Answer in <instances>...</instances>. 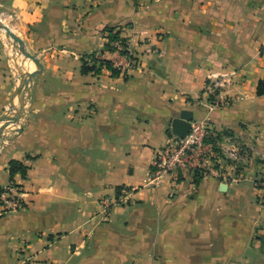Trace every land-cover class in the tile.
Instances as JSON below:
<instances>
[{
  "label": "crops",
  "instance_id": "crops-1",
  "mask_svg": "<svg viewBox=\"0 0 264 264\" xmlns=\"http://www.w3.org/2000/svg\"><path fill=\"white\" fill-rule=\"evenodd\" d=\"M0 5L17 13L25 46L43 64L22 130L0 150V189L15 182L28 204L0 208V264H264V0ZM108 27L137 64L119 56V74L83 73L84 57L113 54ZM29 59L19 64L0 40V115L23 89L25 66L39 69ZM215 79L224 80L217 94ZM186 109L245 147L248 163L236 171L222 161L227 179L149 184L156 152ZM11 160L26 176L12 178ZM106 194L124 196L109 214Z\"/></svg>",
  "mask_w": 264,
  "mask_h": 264
},
{
  "label": "built area",
  "instance_id": "built-area-1",
  "mask_svg": "<svg viewBox=\"0 0 264 264\" xmlns=\"http://www.w3.org/2000/svg\"><path fill=\"white\" fill-rule=\"evenodd\" d=\"M115 45L113 53H122L128 58L127 68L137 63L133 55L132 45L121 37L112 42ZM100 58H104L100 54ZM113 66L120 69L122 65L117 60H111ZM224 80L217 79L214 87L222 85ZM210 88L213 91V86ZM209 136L216 137L218 133L205 122H192L191 129L185 137L172 135L170 141L158 149L153 160L152 169L149 172L148 183L159 185L163 177L170 176L173 183H179L183 179H195L196 171L201 175L213 174L228 178L222 170V161L231 164L236 171L248 163L250 153L242 145L236 143L229 135H221L216 142L208 141ZM261 187L264 188V175L260 179ZM121 195L126 188H121ZM120 196L119 198H123ZM118 196L106 194L101 198L106 214H109L114 203L119 201ZM121 200V199H120ZM24 198V190L20 185L11 182L8 186L0 189V208L3 213L15 211L27 206Z\"/></svg>",
  "mask_w": 264,
  "mask_h": 264
},
{
  "label": "rangeland",
  "instance_id": "rangeland-1",
  "mask_svg": "<svg viewBox=\"0 0 264 264\" xmlns=\"http://www.w3.org/2000/svg\"><path fill=\"white\" fill-rule=\"evenodd\" d=\"M17 18H18V15L15 11L4 10L2 6L0 5V40L3 42L4 46L6 47V50H8L10 54L11 53L15 54L19 58V60H21L19 62L20 64L22 63L23 60L29 61L30 59L26 57L25 54L22 52L20 43L16 41L6 30V28L12 29L20 38H22V33L17 29V26H16ZM28 51L30 50L28 49ZM31 53L34 54L33 52ZM97 53L98 55L100 54L104 58H110V60L114 59L117 61H119V58H120L119 56H125L122 53H117V55H115V53H113L112 55H109V54L107 55V54H104L103 51L101 52V50L97 51ZM114 55L115 57H113ZM111 57H113V59H111ZM90 61L91 63L93 62L92 59H90ZM36 65L38 68H40L38 64ZM135 65H133L132 67H134ZM26 66H25V71H24L25 73L23 72L24 78H22V82L24 83L23 89H20V91L17 92L14 103L11 106H9V108H7L3 114L0 115V119H1L0 127L4 124V122L8 120L20 119V123L19 124L10 123L5 128L4 133L2 134L3 139H0V150L2 148L3 140L7 136H9V134L12 135L14 131H16L18 128L23 126V121L26 119L29 113V110L32 108L31 97H32V88H33L34 80L30 79V76H29L30 72H28L31 69V67H29L28 65ZM215 80L212 82H209L210 85L213 86V91H212L213 94H217V92L219 91V87L223 85L222 84L218 86L217 88H215L213 85Z\"/></svg>",
  "mask_w": 264,
  "mask_h": 264
},
{
  "label": "trees",
  "instance_id": "trees-1",
  "mask_svg": "<svg viewBox=\"0 0 264 264\" xmlns=\"http://www.w3.org/2000/svg\"><path fill=\"white\" fill-rule=\"evenodd\" d=\"M105 30H106V34H107L106 36L108 37V42L106 43V48L108 51L114 50L115 45L112 42L121 38L120 30L115 28V27H108ZM87 57L91 58L93 60V62L91 64L89 62L90 59L87 60L84 57L83 64H82V72L83 73H87L90 71H94L96 73H99L102 71L104 66L111 69L113 74H119L120 73V69L114 67L113 63L111 62V60L109 58H100L99 56H97L94 53L87 56ZM263 92H264V86L261 83L259 85V88H258V93H263ZM220 137H221L220 135H218L216 137L209 136L207 138V140L216 142V140L219 139ZM9 171H10L12 178H14L15 174L18 172L22 173L23 176H26V174H27L26 166L19 160H11L10 165H9ZM200 175H201L200 170H197L196 176H195L196 179H199ZM120 188H121V186L117 187L118 190H120Z\"/></svg>",
  "mask_w": 264,
  "mask_h": 264
},
{
  "label": "water",
  "instance_id": "water-1",
  "mask_svg": "<svg viewBox=\"0 0 264 264\" xmlns=\"http://www.w3.org/2000/svg\"><path fill=\"white\" fill-rule=\"evenodd\" d=\"M6 30L16 41L20 43L22 52L25 54V56L35 60L39 65L40 68L38 70H35L29 74L30 79L33 80L34 76L42 70L43 68L42 62L40 61L39 58H37V56L32 54L30 51H28V49L25 46L24 40L20 38L12 29L6 28ZM192 119H193V112L191 110L189 109L182 110V112L172 120V124H171L172 133L180 137H185L191 129ZM10 123L19 124L20 119L8 120L4 122V124L0 127V139H3L2 134L4 133L5 128ZM20 130H22V127L18 128L16 131H20Z\"/></svg>",
  "mask_w": 264,
  "mask_h": 264
},
{
  "label": "bare ground",
  "instance_id": "bare-ground-1",
  "mask_svg": "<svg viewBox=\"0 0 264 264\" xmlns=\"http://www.w3.org/2000/svg\"><path fill=\"white\" fill-rule=\"evenodd\" d=\"M31 61H32V60H31ZM29 64H30V63H29ZM31 64H32V62H31ZM31 64H30V65H31ZM26 67H27V66H26ZM29 67H30V66H29ZM31 67H33V66H31ZM31 69H33V68H31ZM31 69H30V70H31ZM22 98H23V96H22ZM24 98H25V97H24ZM24 100H25V99H24Z\"/></svg>",
  "mask_w": 264,
  "mask_h": 264
}]
</instances>
